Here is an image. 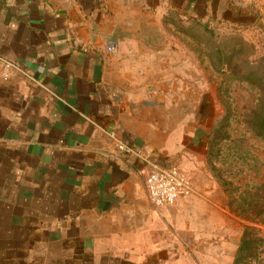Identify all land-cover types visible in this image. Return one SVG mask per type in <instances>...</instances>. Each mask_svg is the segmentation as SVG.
<instances>
[{
	"label": "crops",
	"instance_id": "obj_1",
	"mask_svg": "<svg viewBox=\"0 0 264 264\" xmlns=\"http://www.w3.org/2000/svg\"><path fill=\"white\" fill-rule=\"evenodd\" d=\"M181 2L0 0V264H131L187 206L148 198L146 159L177 166L162 103L180 87L140 20Z\"/></svg>",
	"mask_w": 264,
	"mask_h": 264
},
{
	"label": "rangeland",
	"instance_id": "obj_2",
	"mask_svg": "<svg viewBox=\"0 0 264 264\" xmlns=\"http://www.w3.org/2000/svg\"><path fill=\"white\" fill-rule=\"evenodd\" d=\"M181 6L183 18L140 20L160 28L164 53L175 55L180 90L162 103L173 126L164 131L163 154L194 192L176 204L186 209L163 216L157 242L149 235L141 243L147 257L134 256L133 247L131 264H235L246 228L264 241V214L243 212L264 208V138L252 129L253 122L264 125V110L251 117L262 95L245 82L264 84V0ZM247 264H264V248Z\"/></svg>",
	"mask_w": 264,
	"mask_h": 264
},
{
	"label": "built area",
	"instance_id": "obj_3",
	"mask_svg": "<svg viewBox=\"0 0 264 264\" xmlns=\"http://www.w3.org/2000/svg\"><path fill=\"white\" fill-rule=\"evenodd\" d=\"M6 68L17 67L6 62ZM117 146L125 152L135 153L122 142H118ZM146 162L150 167L146 184L148 198L156 209L175 206L180 199L194 192L190 178L179 166L161 165L149 158Z\"/></svg>",
	"mask_w": 264,
	"mask_h": 264
},
{
	"label": "trees",
	"instance_id": "obj_4",
	"mask_svg": "<svg viewBox=\"0 0 264 264\" xmlns=\"http://www.w3.org/2000/svg\"><path fill=\"white\" fill-rule=\"evenodd\" d=\"M245 82L251 84L252 86L259 89L261 92V105L259 106V109L257 112L255 111L254 114L251 116L254 120L256 119V116H259L262 110H264V84L262 81H255L250 78H245ZM257 121V120H256ZM252 129L257 132V134L264 138V125H259L253 122ZM264 189V187H263ZM246 199V198H245ZM243 212L246 214H251L254 216H261L264 214V208L256 209V207H253L251 209H244ZM260 248H264V241L261 239H258L255 234L254 230L251 228H246L239 253L237 255V258L235 260V264H247L250 260L256 259L258 257V251Z\"/></svg>",
	"mask_w": 264,
	"mask_h": 264
}]
</instances>
